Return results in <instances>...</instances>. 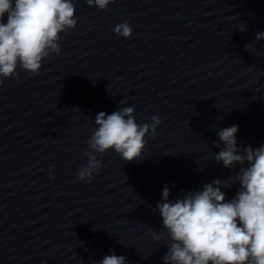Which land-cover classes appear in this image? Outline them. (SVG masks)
<instances>
[{
    "label": "clouds",
    "instance_id": "1",
    "mask_svg": "<svg viewBox=\"0 0 264 264\" xmlns=\"http://www.w3.org/2000/svg\"><path fill=\"white\" fill-rule=\"evenodd\" d=\"M115 0H86L89 7L106 10ZM73 0H0V77H18V65L31 74L42 67L50 54H60V33L77 25ZM5 14L7 21L4 22ZM240 31H246L241 24ZM113 31L124 38L132 35L127 21L115 25ZM257 41L264 40V32H257ZM247 47V45H246ZM3 80H0V87ZM123 103V101H120ZM133 107H123L111 114L99 112L98 126L87 144V164L77 175L78 181L93 179L101 168L93 153L114 150L121 159L132 162L142 158L145 137L162 121L153 115L151 124H137ZM238 125L217 131L221 143L213 154L217 163L226 169L240 165L239 172L226 180L214 179L202 190L188 191L170 199L165 186L155 210L166 230L168 251L163 264H264V144L258 148L237 146ZM238 185L235 196L226 200L222 188ZM164 232H152L154 241H161ZM123 255H106L98 264H126Z\"/></svg>",
    "mask_w": 264,
    "mask_h": 264
}]
</instances>
